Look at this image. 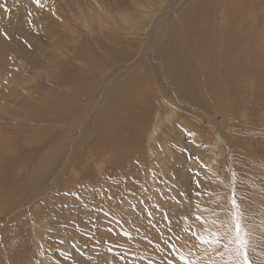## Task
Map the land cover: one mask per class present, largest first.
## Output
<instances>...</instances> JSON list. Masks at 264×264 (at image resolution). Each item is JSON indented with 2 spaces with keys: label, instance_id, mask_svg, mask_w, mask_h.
I'll return each instance as SVG.
<instances>
[{
  "label": "rangeland",
  "instance_id": "1",
  "mask_svg": "<svg viewBox=\"0 0 264 264\" xmlns=\"http://www.w3.org/2000/svg\"><path fill=\"white\" fill-rule=\"evenodd\" d=\"M233 199L264 264V0H0V264H235Z\"/></svg>",
  "mask_w": 264,
  "mask_h": 264
},
{
  "label": "snow or ice",
  "instance_id": "2",
  "mask_svg": "<svg viewBox=\"0 0 264 264\" xmlns=\"http://www.w3.org/2000/svg\"><path fill=\"white\" fill-rule=\"evenodd\" d=\"M35 3L39 4L40 0H35ZM196 195L200 196L201 193L197 192ZM232 205L234 209V211L232 212V219L234 221L235 242L237 244V247L235 249V254H236L235 264H252L248 255L249 241L247 239V232L244 230L242 226L241 212L239 210V206L235 199L232 200ZM197 219H202V217H197ZM202 242L206 243L207 241L204 240ZM180 259L184 260L185 257L181 256ZM186 264H192V262L187 261Z\"/></svg>",
  "mask_w": 264,
  "mask_h": 264
},
{
  "label": "bare ground",
  "instance_id": "3",
  "mask_svg": "<svg viewBox=\"0 0 264 264\" xmlns=\"http://www.w3.org/2000/svg\"><path fill=\"white\" fill-rule=\"evenodd\" d=\"M186 1H188V0H183V2H186ZM193 1V0H192ZM193 3V2H192ZM189 4V3H188ZM151 9H155V8H151ZM147 19V16H145V15H143V14H140L139 15V17L135 20V22H134V24H135V29H136V27L137 26H139V27H137L138 28V30H139V28L140 29H143V27L147 24L146 23V20ZM128 21H130L129 19H128ZM129 23H131V21L129 22ZM150 23H152V26L150 27V28H144L145 30H146V33H147V35H151V36H153V34H154V32L156 33V35H157V33H158V29H159V20H154V21H152V22H150ZM133 24V23H132ZM147 26V25H146ZM131 27V26H130ZM132 30V29H131ZM134 30V29H133ZM137 30V29H136ZM153 41L155 42V40L151 37V43H153ZM13 62V61H12ZM222 62V61H221ZM188 73V72H187ZM224 78V77H223ZM226 79V78H225ZM15 84V83H14ZM16 86V85H15ZM158 113V112H157ZM28 116V115H27ZM128 154V153H127ZM24 203V202H23ZM34 207V206H33ZM37 208V207H36ZM22 210V209H21ZM17 212V211H16ZM19 212H20V210H19ZM39 230V229H38ZM6 253V252H5Z\"/></svg>",
  "mask_w": 264,
  "mask_h": 264
}]
</instances>
